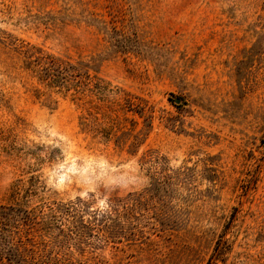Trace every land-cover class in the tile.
Here are the masks:
<instances>
[{"label": "rangeland", "instance_id": "374dc122", "mask_svg": "<svg viewBox=\"0 0 264 264\" xmlns=\"http://www.w3.org/2000/svg\"><path fill=\"white\" fill-rule=\"evenodd\" d=\"M0 264H264V0H0Z\"/></svg>", "mask_w": 264, "mask_h": 264}, {"label": "trees", "instance_id": "16d2710c", "mask_svg": "<svg viewBox=\"0 0 264 264\" xmlns=\"http://www.w3.org/2000/svg\"><path fill=\"white\" fill-rule=\"evenodd\" d=\"M70 69H75V67L71 64H51L49 67H43L42 76L48 83H51L52 85L55 83L67 84L70 77H77L79 75V73H77L75 70L71 72Z\"/></svg>", "mask_w": 264, "mask_h": 264}, {"label": "water", "instance_id": "95a60500", "mask_svg": "<svg viewBox=\"0 0 264 264\" xmlns=\"http://www.w3.org/2000/svg\"><path fill=\"white\" fill-rule=\"evenodd\" d=\"M175 102L176 103L180 102V99L179 98H176Z\"/></svg>", "mask_w": 264, "mask_h": 264}]
</instances>
